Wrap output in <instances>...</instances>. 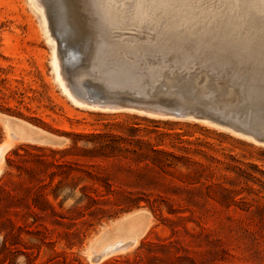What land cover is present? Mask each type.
<instances>
[{
	"label": "rangeland",
	"instance_id": "obj_1",
	"mask_svg": "<svg viewBox=\"0 0 264 264\" xmlns=\"http://www.w3.org/2000/svg\"><path fill=\"white\" fill-rule=\"evenodd\" d=\"M98 1L86 0L88 18L70 0L82 31L74 45H88L93 25L121 46L74 78L82 56L67 61L56 41L75 98L161 110L176 93L191 108L264 120V103L240 91L255 73L264 80V15H245L243 0H114L117 17L107 22ZM51 55L29 0H0V143L11 141L0 172V264H264V143L210 120L78 105Z\"/></svg>",
	"mask_w": 264,
	"mask_h": 264
},
{
	"label": "bare ground",
	"instance_id": "obj_2",
	"mask_svg": "<svg viewBox=\"0 0 264 264\" xmlns=\"http://www.w3.org/2000/svg\"><path fill=\"white\" fill-rule=\"evenodd\" d=\"M39 1H41L40 3L42 4V5H40L39 4ZM42 1H44V0H29V2H30V5L34 8V10H35V12H36V14L38 15V17H39V20H40V22H41V25H42V30H43V32H44V35L46 36V39H47V41H48V43H49V45H50V49H51V51H52V55H51V63H52V66H53V69H54V75H55V78H56V80L58 81V83H59V85L61 86V89L63 90V92L71 99V100H73L76 104H78V105H82V106H86V107H92V108H95V109H102V110H133V111H137V112H142V113H145V114H149V115H159V116H165V117H176V118H190V119H195V120H201V121H206V122H209V120L207 119V117H205V116H199L198 115V112L199 111H197V109L195 108V107H190V106H188L187 105V102L185 101V99H184V96L182 95V94H173V102L174 103H171V104H168V105H165V104H163V102H160L161 104H163V105H165V107L163 108V109H161V110H157L156 108H152V107H154V106H152V105H150V104H148V103H146V102H142V103H135L136 102V100L135 101H129V102H127V103H123V104H118V103H116V102H114V101H111V100H109V99H107L106 97H101L100 95H95V96H97V98L96 99H94L93 100V102H84V101H81V100H79V99H77V98H75L73 95H72V93L70 92V89H68V86L66 85L67 83L66 82H64L63 81V78H62V75H61V70H60V62H59V58H58V55H57V42L59 43V45L61 46V47H63V49H64V53L63 54H65V53H67V52H69V54H67V56L65 55V56H63L64 58L65 57H67V61L68 60H71L73 57H76L77 59L79 58L80 59V57L82 56V67H80V70L78 71V72H75L74 74H73V77L74 78H76L77 76H78V74L79 73H81L89 64H93L96 60H98L97 58H98V56L101 54V53H103V51H106V53H109V55L111 56L113 53V51L114 50H116L118 47H120L121 45H119L118 46V43H115V41H113V42H110V41H106V40H104V37H103V35H98V34H96V33H94L93 32V25H91L92 27H91V31L92 32H90V33H92V34H90L89 36V41L90 42H88V45H87V43L86 42H80V44L79 45H77V43L74 45V40L73 41H67V39H65L66 37L64 36H61V35H58V33H57V36H58V38H57V36H56V39L57 40H55V38L52 36V33H51V29H50V25H49V23H48V18H47V15H46V13H45V8H44V5H43V2ZM53 0H48V3H50V6H51V2H52ZM79 1V9L82 11V9L83 10H85L86 12H84V11H82V12H84V16H85V13H88L89 14V12H88V7H87V5H86V0H78ZM90 1V0H89ZM114 0H99L97 3H98V7H99V10H100V12L99 13H101V15H102V17L104 18V19H107V22H113V21H115L116 20V11H118V10H116V7H115V4H114V2H113ZM150 1V0H149ZM168 1V0H167ZM204 1V0H203ZM221 1V0H220ZM57 2L60 4V6H61V8H62V18H63V20H64V23L69 27L70 26V28L72 29V33H73V37L74 38H76L77 40L81 37V34H82V31L81 30H79L78 28H77V26H76V24L74 23V18L75 19H77L78 17H79V15L76 13V12H74L73 11V6H71V3H70V0H57ZM117 2V1H116ZM120 2V1H119ZM118 2V3H119ZM125 1H123V3H124ZM137 2V1H136ZM139 2H140V0H139ZM148 2V1H147ZM159 2V1H158ZM163 2V1H162ZM210 2H212V1H210ZM145 3V2H144ZM143 2H141L139 5H141L142 4V6H143V4H144ZM166 3V2H165ZM180 3H181V1H180ZM199 3H200V1H199ZM225 3V2H224ZM233 3V2H232ZM117 4V3H116ZM126 4V3H125ZM136 4V3H135ZM148 4V3H147ZM161 4V3H160ZM227 4V3H226ZM241 4V3H240ZM138 5V6H139ZM150 5V4H149ZM203 5V4H202ZM137 6V7H138ZM194 6V5H193ZM198 6V5H197ZM212 6V5H211ZM218 6V5H217ZM233 6V5H232ZM72 7V8H71ZM119 7V6H118ZM121 7H122V5H121ZM128 7V6H127ZM155 7V6H154ZM162 7V6H161ZM173 7V6H172ZM240 7V6H239ZM126 8V7H125ZM159 8V7H158ZM196 8V7H195ZM51 9V14L53 13L54 14V11H53V9L52 8H50ZM94 9V8H93ZM130 9V8H129ZM133 9V8H132ZM176 9V8H175ZM226 9V8H225ZM77 10V9H76ZM131 10V9H130ZM129 10V11H130ZM154 10V9H153ZM152 10V11H153ZM167 10V9H166ZM210 10V9H209ZM228 10V9H227ZM236 10V9H235ZM243 10H244V13H245V15H249V16H255V15H264V0H243ZM80 11V12H81ZM120 11V10H119ZM139 11V10H138ZM160 11H163V9L162 10H160ZM193 11V10H192ZM74 12V13H73ZM81 12V13H82ZM97 12V11H96ZM95 12V13H96ZM136 12V11H135ZM155 12V11H154ZM157 12V11H156ZM198 12V11H197ZM216 12H217V10H216ZM229 12V11H228ZM122 13H123V11H122ZM150 13V12H149ZM176 13H178V12H176ZM212 13H214V12H212ZM151 15H152V13H150ZM155 14V13H154ZM152 15L153 17L154 16H156V15ZM158 14V13H157ZM164 14H165V12H164ZM189 14V13H188ZM187 14V15H188ZM78 15V16H77ZM125 15V14H124ZM151 15H150V17H151ZM169 15V14H168ZM197 15H198V13H197ZM209 15V14H208ZM225 15V14H224ZM240 14H238V16H239ZM87 17H88V15H86ZM142 16V15H141ZM145 16V15H144ZM166 16V15H165ZM164 16V17H165ZM178 16V15H177ZM181 16H183V15H181ZM205 16V15H204ZM237 16V17H238ZM146 17V16H145ZM152 17V18H153ZM157 17H159L158 15H157ZM156 17V18H157ZM193 17H195V16H193ZM215 17V16H214ZM227 17H229L228 15H227ZM245 17V16H244ZM88 18H90V14H89V17ZM139 18V17H138ZM146 18H148V17H146ZM151 18V19H152ZM162 18V17H161ZM170 18V17H169ZM188 18H190V17H188ZM212 18V17H211ZM261 18H262V16H261ZM155 19V18H154ZM163 19V18H162ZM181 19H182V17H181ZM204 19V18H203ZM214 19V18H213ZM221 19V18H220ZM253 19V18H252ZM251 19V20H252ZM87 20H89V19H87ZM93 20H94V18H93ZM131 20V19H130ZM150 20V19H149ZM148 20V21H149ZM164 20H165V18H164ZM163 20V21H164ZM207 20V19H206ZM233 20V19H232ZM255 20V19H254ZM52 21H53V15H52ZM92 21V19H90V22ZM99 21V20H98ZM122 21V20H121ZM127 21V20H126ZM166 21V20H165ZM191 21V20H190ZM201 21V20H200ZM199 21V22H200ZM208 21V20H207ZM229 21V20H228ZM243 21V20H242ZM89 22V23H90ZM129 22V21H128ZM176 22V20L174 21V24H178V23H175ZM184 22V21H183ZM224 22V21H223ZM88 23V22H87ZM88 23V24H89ZM153 23V22H152ZM158 23V22H157ZM229 23V22H228ZM258 23V22H257ZM260 23V22H259ZM54 24V23H53ZM91 24H92V22H91ZM103 24V23H102ZM122 24V23H121ZM140 24V23H139ZM149 24V23H148ZM151 24V23H150ZM165 24H168V23H165ZM188 24V23H187ZM206 24V23H205ZM208 24H210V23H208ZM217 24V23H216ZM219 24H221V23H219ZM262 24V23H261ZM90 25V24H89ZM125 25V24H124ZM157 25V24H156ZM179 25V24H178ZM197 25V24H196ZM105 27H106V25H104ZM147 26V25H146ZM163 26V25H162ZM161 26V27H162ZM168 26V25H167ZM202 26V25H201ZM206 26V25H205ZM215 26V25H214ZM221 26V25H220ZM149 27V26H148ZM153 27H155V26H153ZM190 27V26H189ZM203 28H204V26H202ZM210 27V26H209ZM212 27V26H211ZM210 27V28H211ZM219 27V26H218ZM241 27V26H240ZM245 27V26H244ZM251 27V26H250ZM256 27V26H255ZM84 28V27H83ZM113 28V27H112ZM152 28V27H151ZM158 28V27H157ZM164 28V27H163ZM169 28V27H168ZM179 28H182V26L180 27L179 26ZM200 28V27H199ZM213 28V27H212ZM222 28V27H221ZM257 28H258V26H257ZM54 29H55V31H58L56 28H55V26H54ZM87 29V28H86ZM136 29V28H135ZM147 28L145 27V30H146ZM162 29V28H161ZM165 29V28H164ZM170 29V28H169ZM173 29V28H172ZM177 29V28H176ZM175 29V30H176ZM205 29H206V27H205ZM224 29V28H223ZM141 30H142V28H141ZM157 30V29H156ZM163 30V29H162ZM178 30V29H177ZM176 30V31H177ZM197 30V29H196ZM202 30H204V29H202ZM213 30H215V29H213ZM248 30V29H247ZM252 30V29H251ZM98 31H100V30H98ZM144 31V30H143ZM142 31V32H143ZM152 31H155V29H153ZM172 31V30H171ZM186 31V30H185ZM194 31H195V29H194ZM200 31V30H199ZM219 31H220V29H219ZM219 31H218V33H219ZM230 31V30H229ZM239 31V30H238ZM59 32V31H58ZM151 32V31H150ZM196 32V31H195ZM207 32V31H206ZM242 32V31H241ZM250 32V31H249ZM264 32V31H263ZM172 33V32H171ZM174 33V32H173ZM180 34H182L181 32H179ZM187 32H185V34H186ZM197 33V32H196ZM201 33H203V32H201ZM210 33V32H209ZM243 34H244V32H242ZM104 34V33H103ZM200 34V33H199ZM206 34V33H205ZM215 34V33H214ZM227 34V33H226ZM231 34V33H230ZM234 34V33H233ZM252 34V33H251ZM260 34H261V31H260ZM118 35V34H117ZM158 35V34H157ZM194 34H192L191 35V37L193 36ZM197 35V34H196ZM200 35H202L203 36V34H200ZM218 35V34H217ZM239 35V34H238ZM241 35V34H240ZM252 35H254V34H252ZM262 35V37H263V34H261ZM106 36V35H105ZM128 36V35H127ZM142 36V35H141ZM160 36V35H159ZM174 36H177V35H174ZM189 36H190V31H189ZM201 36V37H202ZM229 36V35H228ZM110 37V36H109ZM109 37H107V38H109ZM112 37V36H111ZM179 37V36H178ZM195 37V39H196V41H197V39L199 38V35H198V38H196V36L194 35L193 36V38ZM200 37V38H201ZM204 37H206V36H204ZM209 37H211V36H209ZM231 37V36H230ZM131 38V37H130ZM164 38V37H163ZM213 38H218V36L217 37H213ZM220 38V37H219ZM253 38V37H252ZM264 38V37H263ZM75 39V40H76ZM118 39V38H117ZM181 39H183L182 37H181ZM210 39V38H209ZM221 39V38H220ZM251 39V38H250ZM258 39V38H257ZM119 40V39H118ZM162 40V39H161ZM177 40H178V38H177ZM194 39H192V41H193ZM222 40V39H221ZM227 40V39H226ZM57 41V42H56ZM112 41V40H111ZM128 41V40H127ZM178 41H180V40H178ZM199 42L201 41V39L200 40H198ZM203 41H204V39H203ZM205 41H207V39L205 40ZM205 41L203 42V44H205ZM209 41V40H208ZM215 41V40H214ZM243 41V40H242ZM79 42V41H78ZM118 42V41H117ZM143 42V41H142ZM164 42V41H163ZM185 42V41H184ZM184 42H182V43H184ZM211 42V41H210ZM210 42H208V43H210ZM218 42H221V41H218ZM224 42H228V41H224ZM234 42V41H233ZM171 44H173L172 42H170ZM178 43V42H177ZM213 42H211V46L214 44H212ZM243 43H245V42H243ZM82 44V45H81ZM197 44H198V42H197ZM202 43L200 42V44H198V45H200V46H202L201 45ZM216 44H217V42H216ZM226 44V43H225ZM233 44V43H232ZM235 44V43H234ZM237 44V43H236ZM264 44V43H263ZM134 45V44H133ZM205 45H207V43L205 44ZM205 45H204V47H205ZM210 45V44H209ZM208 45V46H209ZM259 45V44H258ZM75 46V47H74ZM77 46H79V47H81V48H76ZM222 47H223V45H221ZM220 46V47H221ZM226 46V45H225ZM233 46V45H232ZM231 46V47H232ZM247 46V45H246ZM262 46V45H261ZM124 47V46H123ZM129 47V46H128ZM166 47V46H165ZM203 47V48H204ZM215 47H217V45H215ZM228 47H229V45H228ZM227 47V49H229ZM238 47H239V43H238ZM238 47H236V48H238ZM241 47V46H240ZM248 47V46H247ZM250 47V46H249ZM248 47V48H249ZM125 48H126V46H125ZM164 48V47H163ZM206 48H207V46H206ZM219 47H217V49H218ZM223 48H226V47H223ZM232 48H234V47H232ZM245 48V47H244ZM127 49H129V50H127V52L128 53H130L131 55H133V54H135L136 52H137V49H135V48H133L132 46L130 47V48H127ZM208 49H209V47H208ZM216 49V48H215ZM222 49V48H221ZM239 49H241V52H242V48H239ZM246 49V51H248V50H250V49H248L247 50V48H245ZM252 49H255V48H253L252 47ZM177 50V49H176ZM179 50H181V49H179ZM193 50V49H192ZM195 50V49H194ZM206 50V49H205ZM210 50L213 52V50L211 49V47H210ZM209 50V51H210ZM220 50V49H219ZM218 50V51H219ZM229 50H231V49H229ZM233 50V49H232ZM232 50L230 51V53H233L232 52ZM237 51H238V49H236ZM235 50V51H236ZM102 51V52H101ZM222 51V50H221ZM221 51H219L220 53H221ZM224 51L225 50H223V54L225 55V56H231V54H229V53H227L226 54V52L224 53ZM237 51L235 52V54H238V55H240V58H242L241 57V55L242 54H239V53H237ZM252 50H250V52H251ZM211 52V53H212ZM214 52L216 53L217 51H215L214 50ZM218 52V54H220ZM229 52V51H228ZM244 52V51H243ZM198 53V52H197ZM246 53V52H245ZM245 53H243V54H245ZM126 54V53H125ZM222 54V53H221ZM223 54L221 55V57L223 56ZM248 54V53H247ZM108 55V54H107ZM107 55H105V56H107ZM197 55V54H196ZM201 55V54H200ZM212 55H214V54H212ZM250 55V54H249ZM254 55V54H253ZM257 55V54H256ZM262 55V54H261ZM232 56H233V54H232ZM243 56V55H242ZM136 57V56H135ZM220 57V56H219ZM218 57V58H219ZM220 57V58H221ZM224 57V56H223ZM236 57V56H235ZM251 57V56H250ZM105 58H107V57H105ZM219 58V59H220ZM227 58V57H226ZM226 58H223V60L225 61V60H227ZM230 58V57H229ZM237 58V57H236ZM243 58H245L244 56H243ZM252 58V57H251ZM61 59V58H60ZM101 59V58H100ZM196 59V58H195ZM217 59V58H216ZM246 59V58H245ZM254 59V58H253ZM65 60V61H66ZM119 60V59H118ZM201 60V59H200ZM238 60V59H237ZM244 60V59H243ZM251 60V59H250ZM77 61V60H76ZM80 61V60H79ZM249 61V60H248ZM247 61V62H248ZM101 62V61H100ZM106 62V61H105ZM122 62V61H121ZM199 62V61H198ZM228 62V61H227ZM229 62H231V61H229ZM234 63H235V60L233 61ZM237 63H239V60L238 61H236ZM244 62H245V60H244ZM107 63V62H106ZM113 63V62H112ZM120 63V62H119ZM124 63V62H123ZM81 64V63H80ZM101 64V63H100ZM100 64H99V66H100ZM102 65V64H101ZM124 65V64H123ZM103 66H104V64H103ZM97 67V66H96ZM101 67V66H100ZM73 69H75V67L73 68ZM150 71V70H149ZM123 71H121V73H122ZM66 83V84H65ZM76 84V83H75ZM248 87L250 86V85H253V81H248V83L246 84ZM78 86V85H77ZM246 86V87H247ZM106 87V86H105ZM80 88V87H79ZM83 88V87H82ZM85 92V91H84ZM81 93V92H80ZM83 94H85V93H83ZM87 94V93H86ZM250 94H251V92H249V95L248 94H246V95H248V96H250ZM82 95V94H81ZM95 96H93V97H95ZM80 97V96H79ZM91 98H92V96H91ZM84 99V98H83ZM142 100V99H141ZM92 101V100H91ZM173 111V113H175L174 114V116H172V115H168L169 114V112H172ZM210 122H213V121H210ZM213 123H215V122H213ZM221 127H224V128H227V129H230L231 130V127L230 126H225V125H222V124H219ZM237 133H239L240 134V132H237ZM10 134L11 133H9V136H10ZM243 135V134H242ZM245 136H248V137H250V135H247V134H245ZM13 137V136H12ZM11 137V138H12ZM18 137V136H17ZM251 138H252V136H251ZM29 139V138H28ZM252 139H254V137L252 138ZM11 140H13V139H11ZM255 140V139H254ZM11 145V141H10V139L9 138H7L6 140H4L2 143H0V172H1V165H2V162H3V160H4V152L9 148V146ZM134 242H135V238L134 237H131V238H129L128 240H126L125 242H124V240H121L120 241V244L119 245H117L118 243H115L114 244V246H112V247H109V248H106L104 251H105V253H104V255L105 254H107V253H109V252H112L113 250H116V249H122V248H127L128 246H131V244H134ZM114 253V252H113ZM98 258V257H97ZM96 261H97V259H96Z\"/></svg>",
	"mask_w": 264,
	"mask_h": 264
},
{
	"label": "water",
	"instance_id": "obj_3",
	"mask_svg": "<svg viewBox=\"0 0 264 264\" xmlns=\"http://www.w3.org/2000/svg\"><path fill=\"white\" fill-rule=\"evenodd\" d=\"M50 8H52L54 11V14L52 13L53 23H54L53 27L55 26V28L59 31L58 35H61L63 37L65 36L66 37L65 39H67V41L75 40L76 38L73 37L72 29L70 28V26L68 27L64 23V20L62 18V8L60 4L57 2V0H53L51 2ZM253 79L256 80L257 83H254L249 87L247 85H241L240 91L243 95V98L244 96H246V94L249 95V92H251L249 98H244V99L247 102H250L253 106L257 107L262 103H264V80L262 79V77H260L259 74L256 73L253 76ZM173 101L174 100L164 103L165 105H168L174 103ZM197 111H199L198 115L200 117L205 116L210 121H214L215 123L222 124L225 126H230L231 131L240 132V135L242 134L250 135V137L251 136L252 138L254 137L255 142L264 143V120H261L260 118L245 115L244 119L241 118L239 119L235 114L229 115L228 111L224 113H216L214 111H206L201 109H197ZM174 114L175 113H173L172 111L169 112L168 115L174 116Z\"/></svg>",
	"mask_w": 264,
	"mask_h": 264
}]
</instances>
